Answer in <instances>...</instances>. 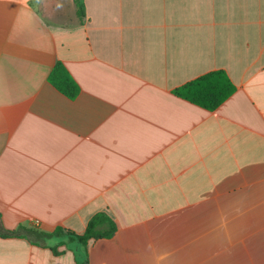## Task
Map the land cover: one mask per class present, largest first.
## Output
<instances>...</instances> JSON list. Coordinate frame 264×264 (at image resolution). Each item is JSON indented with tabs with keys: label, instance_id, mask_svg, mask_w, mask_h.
<instances>
[{
	"label": "crops",
	"instance_id": "obj_1",
	"mask_svg": "<svg viewBox=\"0 0 264 264\" xmlns=\"http://www.w3.org/2000/svg\"><path fill=\"white\" fill-rule=\"evenodd\" d=\"M83 1L81 23L74 0H0L3 226L82 235L103 212L89 264H264V0ZM219 70L216 110L175 94ZM59 251L0 237V264H76Z\"/></svg>",
	"mask_w": 264,
	"mask_h": 264
},
{
	"label": "trees",
	"instance_id": "obj_2",
	"mask_svg": "<svg viewBox=\"0 0 264 264\" xmlns=\"http://www.w3.org/2000/svg\"><path fill=\"white\" fill-rule=\"evenodd\" d=\"M76 15L82 23L85 18V5L83 0H74ZM49 81L60 92L71 99L76 98L80 92V86L72 77L66 66L58 62L49 75ZM236 91V87L225 71L219 70L205 74L193 81L186 83L175 90V94L195 105L210 111L216 110ZM117 230L115 221L107 213H97L88 222L86 231L78 235L71 230L57 227L53 232L43 231L33 225L20 224L14 230L6 229L0 217L1 238H23L40 247L50 248L54 254L59 255V247L76 244L79 249H71L76 256V264H89L87 251L91 241L110 239ZM55 240L54 245H49Z\"/></svg>",
	"mask_w": 264,
	"mask_h": 264
},
{
	"label": "rangeland",
	"instance_id": "obj_3",
	"mask_svg": "<svg viewBox=\"0 0 264 264\" xmlns=\"http://www.w3.org/2000/svg\"><path fill=\"white\" fill-rule=\"evenodd\" d=\"M46 1V0H45ZM42 2H44V0H41V1H39L38 3L40 4V3H42ZM69 2H70V0H64V2H63V4H64V9L65 8H67L68 6H69ZM48 4V3H47ZM51 242H55V240H52ZM73 245V246H72ZM75 244H69L68 246H70V247H68L69 248V250H71V249H75V246H74Z\"/></svg>",
	"mask_w": 264,
	"mask_h": 264
},
{
	"label": "clouds",
	"instance_id": "obj_4",
	"mask_svg": "<svg viewBox=\"0 0 264 264\" xmlns=\"http://www.w3.org/2000/svg\"><path fill=\"white\" fill-rule=\"evenodd\" d=\"M38 2H39V0H38Z\"/></svg>",
	"mask_w": 264,
	"mask_h": 264
}]
</instances>
